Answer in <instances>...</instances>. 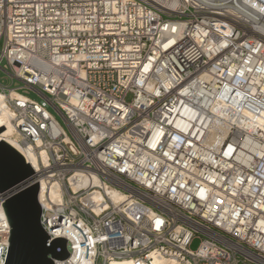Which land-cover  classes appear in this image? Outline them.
Instances as JSON below:
<instances>
[{
  "label": "built area",
  "instance_id": "built-area-1",
  "mask_svg": "<svg viewBox=\"0 0 264 264\" xmlns=\"http://www.w3.org/2000/svg\"><path fill=\"white\" fill-rule=\"evenodd\" d=\"M214 1L0 0V127L62 264H264V7Z\"/></svg>",
  "mask_w": 264,
  "mask_h": 264
},
{
  "label": "water",
  "instance_id": "water-1",
  "mask_svg": "<svg viewBox=\"0 0 264 264\" xmlns=\"http://www.w3.org/2000/svg\"><path fill=\"white\" fill-rule=\"evenodd\" d=\"M4 127H0L2 132ZM39 185L30 164L10 144L0 141V194L9 226L4 264H55L69 257L66 240L49 236L40 223Z\"/></svg>",
  "mask_w": 264,
  "mask_h": 264
},
{
  "label": "bare ground",
  "instance_id": "bare-ground-1",
  "mask_svg": "<svg viewBox=\"0 0 264 264\" xmlns=\"http://www.w3.org/2000/svg\"><path fill=\"white\" fill-rule=\"evenodd\" d=\"M264 7V2L261 1L259 4L255 3V0H215L214 2L211 3V8H238L239 10L247 9V8H263ZM232 13V12H231ZM233 15L235 13H232ZM243 19V18H241ZM207 20V19H206ZM210 20L216 21V22H222V18L219 16L216 17H210ZM235 17L232 19V21H235ZM213 113L219 115L218 108L215 107L213 109ZM202 121L197 120V124L193 126L192 131L193 132H198L201 130L200 128V123ZM13 131L12 128H9L4 132H0V141H5L6 143L10 144L12 147H14L24 158L29 164H34L36 161V155L31 151L30 148H25L22 149L19 146L16 145V143L9 138L10 133ZM225 136H222L224 138ZM43 158L44 153H42ZM1 215L4 218V224L8 226L6 217L4 215L3 210H1ZM56 264H62L60 261L56 262ZM109 264H132L131 262L127 260L123 261H111ZM157 264H178L177 262H167V261H159Z\"/></svg>",
  "mask_w": 264,
  "mask_h": 264
},
{
  "label": "rangeland",
  "instance_id": "rangeland-1",
  "mask_svg": "<svg viewBox=\"0 0 264 264\" xmlns=\"http://www.w3.org/2000/svg\"><path fill=\"white\" fill-rule=\"evenodd\" d=\"M0 80H4V82H8V79L6 78V76L0 72ZM27 96L35 101H41L42 98H40L38 95H36L34 92L32 91H28L27 92ZM129 101V99H128ZM50 112L54 115V117L56 118V120L60 123V125H62V127L64 129H66V125L63 121V119L61 118V116L56 112L54 111L52 108H49ZM200 237H204L202 235H200ZM202 241V238H194L189 246V249L191 251H196L198 248H199V245Z\"/></svg>",
  "mask_w": 264,
  "mask_h": 264
}]
</instances>
